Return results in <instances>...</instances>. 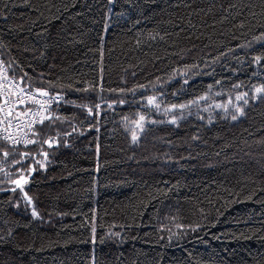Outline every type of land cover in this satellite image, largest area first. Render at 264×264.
I'll list each match as a JSON object with an SVG mask.
<instances>
[{"label": "trees", "instance_id": "1", "mask_svg": "<svg viewBox=\"0 0 264 264\" xmlns=\"http://www.w3.org/2000/svg\"><path fill=\"white\" fill-rule=\"evenodd\" d=\"M0 13V51L24 86L91 106L98 90L61 86L103 83L104 100L127 101L101 103L94 118L64 104L65 121L38 128L60 144L43 145L49 163L24 185L32 207L19 188L9 190V178L28 174L11 162L20 149L0 153L14 171L0 177V264H92L93 256L96 264H264V101H249L237 121L190 106L179 127L151 123L137 144L124 122L141 111L161 119L141 96L169 104L208 93V105L216 92L251 93L264 82V60L253 62L264 56V40L255 39L264 0H0ZM137 84L145 88L135 95L107 90ZM38 150L31 145L24 159L34 163Z\"/></svg>", "mask_w": 264, "mask_h": 264}, {"label": "snow or ice", "instance_id": "2", "mask_svg": "<svg viewBox=\"0 0 264 264\" xmlns=\"http://www.w3.org/2000/svg\"><path fill=\"white\" fill-rule=\"evenodd\" d=\"M23 4L27 6L29 4V0H22ZM109 3H113V0H109ZM15 3H13V7ZM8 8V5L4 6ZM229 8H236L235 4H230ZM2 14V13H0ZM239 15V13H237ZM254 15V13H253ZM225 16L223 19H227ZM243 24V22H241ZM107 22L105 23V29L108 28ZM257 40H264V32L260 33L259 37H255ZM103 45L101 44V66H100V76L99 80H103ZM264 60V56L257 55L254 58V63L259 64ZM6 68L3 66V62L0 61V141H3L6 145H9L12 151L16 150V146L23 144L25 147L28 145H39L38 155L42 156V159L35 160V165L38 166L39 169H46L47 161L49 159V152L43 150V145H48L51 148L54 144L59 146L60 140L56 137L48 136L46 138H41L42 133L37 128V125L41 127L44 126L45 121H48L49 124H55L57 121L63 122L67 119V117H63L57 115L53 110L52 106L55 102L56 106L59 107L61 102L65 104L72 105L74 107H79L81 109H85L87 115L89 117H93L94 109L97 110L95 115H99V109L101 108V103L107 105L108 108H111L114 104L124 105L127 101L124 98H119L118 100H110L106 101L103 98L104 85L103 83H88L85 82L86 86L83 88L74 87L73 84L69 83L67 85H62V89L75 91V92H93L96 93L98 90L97 100L99 102L91 105L89 103H81L78 104L76 100H66L65 95L66 91H56L54 94L48 89L44 87H36L32 89L31 85H26L25 87H21L20 84H17L15 80H9L6 75ZM135 75V73H133ZM257 75V73H253V76ZM123 79V78H122ZM159 79V78H157ZM21 82H23V77H21ZM7 83V87L5 86ZM187 83V81H185ZM219 84V81H216ZM51 85V82H49ZM241 84H234L233 88H240ZM145 88L143 84H137L132 88H109L107 89L109 92L120 93L121 96L126 93H132L135 95L138 89ZM209 90H211L212 85L208 86ZM27 89V90H26ZM251 95H249L248 91L240 92L237 91L235 94V101L233 103V98L231 96L228 97L226 102H214V107L223 109L225 113H228L229 106L234 110L231 114L232 120H237L238 117H242L245 115V106L249 104V101H264V82L253 84L251 86ZM175 95V93H173ZM219 95V93H217ZM14 97V99H13ZM208 98V93H205L202 96L194 97L184 103H169L166 106H163V111L165 115L171 114L170 120L167 122L176 125L179 127V120L183 118V110L189 108L192 105H197L201 101H206ZM141 100H146L147 105L151 108H154L157 112H159L162 108V103L158 100L157 96L149 95L147 97L141 96ZM35 105L36 108L33 110V107L29 105ZM23 105V110H20L18 106ZM212 106L208 105L204 109L205 111H211ZM175 110L181 111V116H177L175 114ZM201 120L204 119L203 116L199 117ZM87 119V117H86ZM125 129L130 132L131 142L133 144L137 143L141 139V135L144 133L147 123H163L164 121H149L144 112H137L136 119H133L129 122L128 117H124ZM208 122L212 123V117L209 115ZM83 123V121H81ZM89 127H92L89 125ZM76 126H72V131L75 132ZM98 131V129H97ZM72 133L64 132L63 135L65 137L70 136ZM59 135V133H58ZM193 139H199L198 136H193ZM66 147L70 146L67 140L63 141ZM0 153H2L3 157L7 158L10 156L11 151L9 147H0ZM99 153V145L97 144V154ZM30 155L29 152H21V159H24ZM13 163H19V161H13ZM37 169L36 167H30L27 169L28 175H24L23 171L18 175L15 179L9 178L8 182L10 184L15 185L12 189L13 192L16 191V188H19L23 193L26 203L31 205L32 199L28 196L27 192L24 191V185L28 184L29 177L33 172ZM0 171H4L3 168H0ZM6 176H9L8 173H5ZM19 205H17L18 207ZM203 212V209L200 210ZM31 215L33 218H38L39 213L33 207ZM206 218V217H205ZM181 227V226H178ZM192 231H196L201 228L200 224H196L194 226H189ZM93 240L95 239V227L92 228ZM11 235V232H9ZM119 233H110L109 239L113 237H119ZM249 238V237H245ZM103 242V240L101 241ZM92 264H96L95 257H92Z\"/></svg>", "mask_w": 264, "mask_h": 264}, {"label": "rangeland", "instance_id": "3", "mask_svg": "<svg viewBox=\"0 0 264 264\" xmlns=\"http://www.w3.org/2000/svg\"><path fill=\"white\" fill-rule=\"evenodd\" d=\"M157 98H158V100L162 103V108H161V110L157 113V116H159L161 119L159 120V121H164V123H168L167 121L168 120H170L169 119V116H171L170 114L169 115H165L164 114V111H163V106H166L168 103H167V98H165L164 96H162V95H159V96H157ZM151 108V107H150ZM229 108H231V106H229ZM151 109H153V110H155L154 108H151ZM218 110H223V109H219V108H217ZM156 111V110H155ZM180 110H175V112H179ZM141 112H143V111H141ZM176 114H178V113H176ZM238 119H239V117H238ZM168 124H170V123H168ZM47 146V145H46ZM40 159H42V156H37V157H33V160H34V163H31V164H29L28 163V161L27 160H25V159H21V157H16L15 156V158L11 161V162H13V161H19V163H24V165L26 166V167H28L29 166V168L30 167H35L36 165H35V160H40ZM141 162H143V163H147V161H137L136 162V164H140ZM46 163H49V161H47ZM0 166H2V168L4 169V171H0V177H8V176H6L5 175V173H8L9 174V176H11V175H13V173H14V171H13V169L12 168H8L7 169V167L8 166H4L3 164H2V162L0 161ZM24 175H28V174H26V173H24ZM9 187H10V189L9 190H12L14 187H16L15 185H13V184H10L9 183ZM18 188H16V190H17ZM24 199H25V197H24ZM25 202H26V200H25ZM27 204V203H26ZM29 205V204H28ZM32 205H33V203L31 204V205H29V206H31L32 207Z\"/></svg>", "mask_w": 264, "mask_h": 264}, {"label": "bare ground", "instance_id": "4", "mask_svg": "<svg viewBox=\"0 0 264 264\" xmlns=\"http://www.w3.org/2000/svg\"><path fill=\"white\" fill-rule=\"evenodd\" d=\"M107 47V46H106ZM129 137V136H128ZM17 150V149H16ZM19 150V149H18ZM19 151H21V150H19ZM102 237V236H101ZM102 248V247H101Z\"/></svg>", "mask_w": 264, "mask_h": 264}]
</instances>
